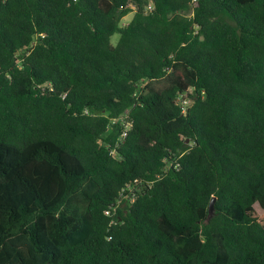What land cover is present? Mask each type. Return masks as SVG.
<instances>
[{"label":"trees","instance_id":"16d2710c","mask_svg":"<svg viewBox=\"0 0 264 264\" xmlns=\"http://www.w3.org/2000/svg\"><path fill=\"white\" fill-rule=\"evenodd\" d=\"M0 264H264V0H0Z\"/></svg>","mask_w":264,"mask_h":264},{"label":"rangeland","instance_id":"374dc122","mask_svg":"<svg viewBox=\"0 0 264 264\" xmlns=\"http://www.w3.org/2000/svg\"><path fill=\"white\" fill-rule=\"evenodd\" d=\"M132 16H133L132 13L128 14V15L124 18V20H123V22H122L123 25L126 24L127 22H129V21L131 20ZM118 39H119L118 34H114V35L110 38V42H111V44H112L113 46L116 45ZM255 208L258 210V212L261 213V210H259V208H258L257 206H255Z\"/></svg>","mask_w":264,"mask_h":264},{"label":"water","instance_id":"95a60500","mask_svg":"<svg viewBox=\"0 0 264 264\" xmlns=\"http://www.w3.org/2000/svg\"><path fill=\"white\" fill-rule=\"evenodd\" d=\"M213 203H214V199L211 201V204L209 206V215H211L213 212Z\"/></svg>","mask_w":264,"mask_h":264},{"label":"built area","instance_id":"2783aa9c","mask_svg":"<svg viewBox=\"0 0 264 264\" xmlns=\"http://www.w3.org/2000/svg\"><path fill=\"white\" fill-rule=\"evenodd\" d=\"M126 190L129 191V190H130V187L127 186ZM131 200H132V199H131ZM106 214L108 215V212H106Z\"/></svg>","mask_w":264,"mask_h":264}]
</instances>
